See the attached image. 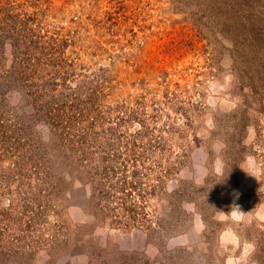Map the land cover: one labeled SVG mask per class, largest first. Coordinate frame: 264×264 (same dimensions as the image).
I'll return each instance as SVG.
<instances>
[{
    "label": "rangeland",
    "instance_id": "1",
    "mask_svg": "<svg viewBox=\"0 0 264 264\" xmlns=\"http://www.w3.org/2000/svg\"><path fill=\"white\" fill-rule=\"evenodd\" d=\"M5 1H28V11L44 14L47 36L64 41L61 56L73 65L56 92L70 100L87 81L103 95L96 133L117 117L120 132L142 124L144 142L159 137L160 146L139 162L149 169L140 192L150 194L136 201L137 226L127 225L121 203L101 194L90 201L69 166L55 168L64 176L60 201L43 227L16 205L8 212L3 199L12 194L0 196V264H224L231 250L219 248L218 234L228 226L255 242L252 261L264 264V216L256 217L264 206V0ZM10 63L6 47L0 66ZM17 72L16 88L0 87L6 120L32 104ZM52 75L47 67L44 77ZM27 76L29 87L41 79L34 66ZM248 156L261 168L255 178L245 172ZM233 205L254 210L249 222L220 221L217 211Z\"/></svg>",
    "mask_w": 264,
    "mask_h": 264
},
{
    "label": "trees",
    "instance_id": "2",
    "mask_svg": "<svg viewBox=\"0 0 264 264\" xmlns=\"http://www.w3.org/2000/svg\"><path fill=\"white\" fill-rule=\"evenodd\" d=\"M26 3L28 1L24 4L0 2V53L6 47L11 53L8 69L0 66V87L16 88L19 83L16 66L21 67L17 74L22 79V99L32 103L11 119L0 117V196L12 194L14 198L4 197V207L9 213L16 208L21 209L19 215L29 212L33 224L39 227L41 223L43 227L46 215L56 209L54 199L60 201L64 176L57 174L60 169L56 171L55 168L62 165V168L75 169L77 176L82 177L90 190V201L98 202L97 196L101 194L106 200L121 203L128 214L127 225L137 226L136 216L143 209L137 203L144 201L145 192L140 189L149 170L139 162L150 151V146H160V138L144 142L147 127L142 124L135 132H120L117 117L113 118L114 127L104 130L102 136L94 131L99 120L96 102L99 103L103 95L98 96L93 88H85L87 81H81L77 95L70 100L56 92L61 85L55 81L61 80L62 69L73 64L61 56L64 41L57 32L49 36L45 33L44 14L28 11ZM33 66L41 79L29 87L25 82ZM47 67L52 70L53 80L44 77ZM63 74L64 79L69 71ZM4 98L0 94V102L4 103ZM31 118L38 119L44 130L33 124ZM121 145L123 150L118 151ZM137 146L145 149L138 151ZM167 171L169 173L170 169ZM134 191L137 197L132 194ZM146 194H150L148 189Z\"/></svg>",
    "mask_w": 264,
    "mask_h": 264
},
{
    "label": "clouds",
    "instance_id": "3",
    "mask_svg": "<svg viewBox=\"0 0 264 264\" xmlns=\"http://www.w3.org/2000/svg\"><path fill=\"white\" fill-rule=\"evenodd\" d=\"M247 171H245L248 175L252 177H256L261 173V168L256 164L255 158L252 156H248L246 158ZM216 171L222 175L223 173V165L217 167ZM234 209V211H233ZM254 211V210H253ZM243 212L239 205H233L231 211L225 213L223 211H217L219 213V218L221 222H226L231 220L234 224L247 223L250 220L251 213ZM264 216V206L256 211V217L260 218ZM204 224L201 221V230H203ZM218 246L224 252H229L231 250V254L227 255L224 260V264H254L252 261V257L256 252V244L253 241H249L241 238L239 233L235 231L231 226L225 227L218 234ZM238 251V255L236 252Z\"/></svg>",
    "mask_w": 264,
    "mask_h": 264
}]
</instances>
